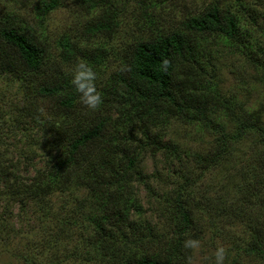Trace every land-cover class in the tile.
Listing matches in <instances>:
<instances>
[{
	"label": "trees",
	"instance_id": "trees-1",
	"mask_svg": "<svg viewBox=\"0 0 264 264\" xmlns=\"http://www.w3.org/2000/svg\"><path fill=\"white\" fill-rule=\"evenodd\" d=\"M64 1L0 0V74L19 81L21 116L40 129L24 136L17 159L4 158L0 146V196L24 202L75 187L98 264H193L183 242L207 232L231 239L225 264H264V104L251 109L224 91L208 47L217 40V61L224 46L264 77L259 0H236V11L213 2L168 30L153 27L145 12L150 33L127 44L106 75L114 54L107 45L67 35L51 44L47 23ZM79 2L96 13L85 44L113 41L116 0ZM77 62L97 73L96 111L79 103L71 84ZM178 126L212 140L203 151L187 150L172 135ZM148 159L172 166L150 174ZM233 228L247 236L236 238Z\"/></svg>",
	"mask_w": 264,
	"mask_h": 264
},
{
	"label": "rangeland",
	"instance_id": "rangeland-1",
	"mask_svg": "<svg viewBox=\"0 0 264 264\" xmlns=\"http://www.w3.org/2000/svg\"><path fill=\"white\" fill-rule=\"evenodd\" d=\"M244 1V0H243ZM119 9L120 24L113 41L107 43L104 36L86 43L85 27L96 13H87L79 5V0H65L63 5L54 11L47 23V35L53 46L62 35L80 40L89 47L105 44L114 54L107 66L102 69L108 74L117 65V57L125 46L134 40L150 33V23L145 12L151 14L154 25L161 29H174L180 26L185 18L202 12L209 4L217 2L237 10L236 0H116ZM257 13L261 15L259 22L264 28V0L253 3ZM24 7V5H22ZM22 7V9H23ZM147 22V23H146ZM209 50L214 53L211 59L216 72V82L228 94H233L239 102H244L251 109L264 104V77L260 76L244 58L227 51L217 61V40L210 42ZM217 66L220 69L217 79ZM21 85L12 76L0 74V146L7 152L4 158L17 159L18 152L27 143L24 138L30 132L36 136L40 129L28 125L29 119L22 117L20 105ZM172 135L192 152L203 151L212 135L209 132H199L196 128L177 127ZM39 151V150H37ZM25 160H19V166ZM35 164L41 166L39 158ZM172 164H175L174 162ZM147 173L160 170L166 174L171 162L164 165L163 161L148 159ZM23 176L33 175L34 170L24 171ZM26 172V173H25ZM165 179V178H164ZM161 183V182H160ZM163 184V183H161ZM169 184L166 183L165 188ZM146 192L141 191V198L146 202ZM82 192L74 188H66L49 195L25 198L24 202L11 200L9 197L0 198V264H98L86 242L87 222L79 210V198ZM236 238L244 236L242 228H233ZM207 232L193 252V264H206L219 246L226 249L232 245L229 237H213ZM247 235H245L246 237ZM252 264H256L252 262Z\"/></svg>",
	"mask_w": 264,
	"mask_h": 264
},
{
	"label": "clouds",
	"instance_id": "clouds-1",
	"mask_svg": "<svg viewBox=\"0 0 264 264\" xmlns=\"http://www.w3.org/2000/svg\"><path fill=\"white\" fill-rule=\"evenodd\" d=\"M71 84L78 94L79 103L86 109L96 111L102 104V96L97 90V73L86 63L77 62L71 69ZM200 246L199 241L187 238L183 242L186 250L195 252ZM191 261V257L189 258ZM212 264H225L226 251L217 247L210 257Z\"/></svg>",
	"mask_w": 264,
	"mask_h": 264
}]
</instances>
